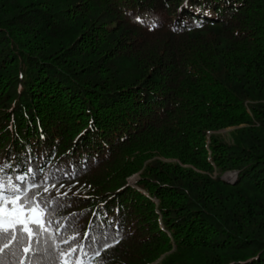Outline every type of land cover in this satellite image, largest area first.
<instances>
[{"label": "trees", "instance_id": "trees-1", "mask_svg": "<svg viewBox=\"0 0 264 264\" xmlns=\"http://www.w3.org/2000/svg\"><path fill=\"white\" fill-rule=\"evenodd\" d=\"M0 264H264V0H0Z\"/></svg>", "mask_w": 264, "mask_h": 264}, {"label": "rangeland", "instance_id": "rangeland-1", "mask_svg": "<svg viewBox=\"0 0 264 264\" xmlns=\"http://www.w3.org/2000/svg\"><path fill=\"white\" fill-rule=\"evenodd\" d=\"M227 130L228 129H221L220 130V133H222L223 135H227ZM233 174L231 172H225L223 177L226 179V180H229L231 181L233 179ZM130 180H132V178H130ZM21 213V216L19 217V220L22 222L24 220H28V221H34L36 222V220H39L40 221V214L38 212V210H34V209H31L28 211V214L27 213H24V210L20 211Z\"/></svg>", "mask_w": 264, "mask_h": 264}]
</instances>
